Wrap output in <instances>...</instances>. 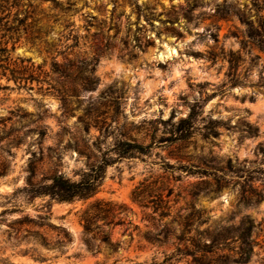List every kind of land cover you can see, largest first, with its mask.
I'll use <instances>...</instances> for the list:
<instances>
[{"label":"rangeland","instance_id":"obj_1","mask_svg":"<svg viewBox=\"0 0 264 264\" xmlns=\"http://www.w3.org/2000/svg\"><path fill=\"white\" fill-rule=\"evenodd\" d=\"M137 1L0 0V264H151L183 232L247 217L261 229L246 264H264V52L241 17L252 0ZM193 108L195 134L177 142L168 120ZM119 140L151 147L109 165L93 197L26 192L28 179L77 180ZM96 202L111 204L100 224L116 250L84 229Z\"/></svg>","mask_w":264,"mask_h":264},{"label":"trees","instance_id":"obj_2","mask_svg":"<svg viewBox=\"0 0 264 264\" xmlns=\"http://www.w3.org/2000/svg\"><path fill=\"white\" fill-rule=\"evenodd\" d=\"M137 6L139 3L135 0ZM250 14H242V20L247 26V40L249 44L260 52H264V0H252ZM255 16L254 18H252ZM2 51H8L7 48ZM231 68H236L234 59L230 60ZM234 73V72H232ZM196 111H192L178 121H173V117L168 120L171 124L172 132L176 135L177 142H187L195 134ZM218 132L214 128L206 133V137L217 136ZM151 144H141L128 140H119L115 145L104 152L101 161L92 164L88 170L83 171L77 180H74L64 173H54L49 177H44L41 181L28 179L26 192L31 196H50L58 201L71 202L75 199H88L93 197L101 188L106 177V171L109 165L116 163L123 157L135 156L137 154H147ZM114 153L115 156H107L108 153ZM49 179V180H47ZM112 212L110 203H94L84 211L81 217L84 229L91 234H100L102 240L112 250L117 249V245L111 242L107 233L102 229L100 221L107 225L109 215ZM32 221V220H29ZM25 222V220L23 221ZM35 225L41 227L43 222ZM62 238L57 240L58 244H65L72 240V233L65 227ZM261 229V222L256 223L252 218L247 217L239 227L234 230L225 228L220 231L210 232L195 228L183 232L179 236V241L183 247H178L172 254H167L160 262L151 264H176L184 257H191L188 264H246L250 262L255 248L259 245L258 230ZM43 238V236H42ZM45 245H51L47 240H43ZM264 263V257H263ZM2 264H13L9 260H4Z\"/></svg>","mask_w":264,"mask_h":264},{"label":"bare ground","instance_id":"obj_3","mask_svg":"<svg viewBox=\"0 0 264 264\" xmlns=\"http://www.w3.org/2000/svg\"><path fill=\"white\" fill-rule=\"evenodd\" d=\"M169 51H170V49H169ZM172 52V51H171Z\"/></svg>","mask_w":264,"mask_h":264}]
</instances>
